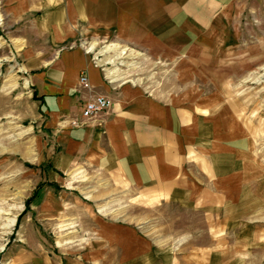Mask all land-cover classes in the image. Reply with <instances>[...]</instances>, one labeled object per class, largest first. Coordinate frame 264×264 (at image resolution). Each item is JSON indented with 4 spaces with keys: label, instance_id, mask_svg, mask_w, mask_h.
Returning <instances> with one entry per match:
<instances>
[{
    "label": "rangeland",
    "instance_id": "obj_1",
    "mask_svg": "<svg viewBox=\"0 0 264 264\" xmlns=\"http://www.w3.org/2000/svg\"><path fill=\"white\" fill-rule=\"evenodd\" d=\"M23 1L28 0H0V264H14L20 253L28 262L35 251L62 264H123L119 250L110 259L109 245L101 252L89 248L97 237L87 225L90 210L106 221L134 226L139 234L170 246L177 256L192 254L188 248L179 249L183 243L212 246V236L195 234V229L204 231L203 220L195 214L176 206H156L96 171L61 174L70 187L65 208H59L62 213L51 212L53 204L42 203L43 194L37 201L29 199L36 185L47 181L46 161L57 146H50L42 129L43 116L38 115L27 74L21 69L22 36L30 32L28 18L36 12L23 11ZM111 2L90 0L88 12L103 23L113 17L118 26L80 27L76 42L107 68H115L118 82L135 81L149 91L212 109L227 106L245 124L250 136L245 196L228 210L230 230L224 235L229 251L212 250L211 263L264 264V0H234L227 9L194 11L199 18L204 13L210 26L206 47H196L192 57L182 51L181 57H169L179 52L157 42L151 25L170 13L162 0H149L150 7L145 0H117V6ZM143 21L150 26L143 27ZM112 44L115 49L105 52ZM52 214L54 218L46 217ZM221 252L230 262H224ZM204 255L197 262L207 264L208 252ZM181 264L196 263L183 258Z\"/></svg>",
    "mask_w": 264,
    "mask_h": 264
},
{
    "label": "crops",
    "instance_id": "obj_2",
    "mask_svg": "<svg viewBox=\"0 0 264 264\" xmlns=\"http://www.w3.org/2000/svg\"><path fill=\"white\" fill-rule=\"evenodd\" d=\"M111 1L117 6V0ZM195 1L162 0L164 10L170 13L151 28L158 43L179 52L169 57H181V51L192 57L196 47H206L209 21L205 22L204 13L199 18L194 11L227 9L234 0ZM89 2L28 0L20 5L23 11H36L28 18L30 32L22 36L21 69L27 74L38 115L43 116L42 129L50 137V146H57L54 153L49 151L46 161L48 179L32 200L43 194L41 202L53 204L51 212L62 213L59 208H65L70 187L61 174L75 169L96 171L156 206H176L195 214L204 225V231L195 229V234H208L215 242L210 247H186L183 243L179 249L188 248L192 254L177 256L170 246L157 244L134 226L106 221L90 210L86 217L91 223L87 225L97 237L89 248L101 252L109 245L110 259L119 250L123 264H181L183 258L203 264L197 260H204L205 252L207 264H215L211 263L212 250L230 249L224 235L230 230L228 210L245 196L249 131L227 106L212 109L194 100L149 91L135 81L118 82L115 68H107L76 42L80 27L118 26L113 17L103 23L91 16ZM145 4L150 7L149 0ZM147 25L143 21L142 26ZM211 44L216 46V42ZM82 73L88 77L87 88L79 82ZM96 95L107 96L110 108L84 118L86 101ZM221 253L224 262H230L226 252ZM25 256L20 253L14 264H62L39 251L30 254L28 262Z\"/></svg>",
    "mask_w": 264,
    "mask_h": 264
},
{
    "label": "built area",
    "instance_id": "obj_3",
    "mask_svg": "<svg viewBox=\"0 0 264 264\" xmlns=\"http://www.w3.org/2000/svg\"><path fill=\"white\" fill-rule=\"evenodd\" d=\"M72 46V45H71ZM79 82L84 87H89L88 77L85 73L80 74ZM111 106V100L105 95H96L86 101L82 115L84 118H90L98 113L107 111Z\"/></svg>",
    "mask_w": 264,
    "mask_h": 264
},
{
    "label": "trees",
    "instance_id": "obj_4",
    "mask_svg": "<svg viewBox=\"0 0 264 264\" xmlns=\"http://www.w3.org/2000/svg\"><path fill=\"white\" fill-rule=\"evenodd\" d=\"M41 186V184H38L37 185V187H36V189H35V191L32 193V195H31V197L29 198V199H33V198H35L36 197V195H37V192H38V189H39V187ZM27 210V207L19 214V216H18V218H17V222L19 221V219H20V217H21V215L25 212Z\"/></svg>",
    "mask_w": 264,
    "mask_h": 264
},
{
    "label": "bare ground",
    "instance_id": "obj_5",
    "mask_svg": "<svg viewBox=\"0 0 264 264\" xmlns=\"http://www.w3.org/2000/svg\"><path fill=\"white\" fill-rule=\"evenodd\" d=\"M112 45H114V44H112ZM115 45H116V44H115ZM115 45H114V46H110V45H109L110 47H108L107 49L105 48L106 50H104V51H111L112 48L115 49ZM93 46H94V44H91L90 47H89V49L91 50V49L93 48Z\"/></svg>",
    "mask_w": 264,
    "mask_h": 264
}]
</instances>
